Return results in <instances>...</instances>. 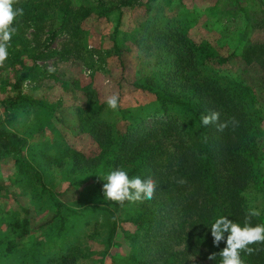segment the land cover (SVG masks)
<instances>
[{"label": "rangeland", "instance_id": "1", "mask_svg": "<svg viewBox=\"0 0 264 264\" xmlns=\"http://www.w3.org/2000/svg\"><path fill=\"white\" fill-rule=\"evenodd\" d=\"M64 1L18 0L14 5L38 2L40 8L33 11L36 20L15 27L23 41L19 48L26 51L21 56L26 67L11 66L10 54L0 67V127L27 137L24 152L53 192L49 197L33 181L20 176L9 157L0 160V264H127L125 255L129 252L145 264H209L202 254L187 248L184 222L188 214H182L170 196L181 195L186 189L174 190L181 184H172L169 170L160 169L166 176L154 179L157 187L153 198L143 200H155L154 207L160 206L147 235L142 237L143 232L127 220L137 204L126 200L117 213L112 243L107 247L109 221L104 212L84 207L111 205L113 201L102 191L106 174L98 168L72 171L70 158L62 154L65 146L88 153L100 143L99 138L106 137V129L121 127L122 114L150 105L151 97L133 88L135 81L154 78L174 93L177 74L185 75L191 53L188 48L199 43L210 45L211 56L225 55L238 46L219 74L247 83L264 114V63L261 68L256 63L249 66L241 57V47L264 43V0H128L132 5H122L107 16H97L89 9L83 17L75 10L95 8L96 0H69L71 11L66 15L61 12ZM101 1L106 7L119 0ZM114 38L120 47L119 57ZM193 52L198 61L200 49ZM49 66L56 69L54 73L47 71ZM28 68L20 93L41 100L52 107L51 111L38 106L16 109L9 102L18 75ZM112 93L120 98L115 111L105 103ZM95 109L99 113L91 115ZM91 123L98 135L88 130ZM260 129L258 139L264 151V120ZM259 168L262 188L246 189L244 200L247 207L252 202L264 215V152ZM80 180L85 181L77 183ZM54 201L79 213L61 209L43 226L54 213ZM22 218L28 220L25 234L13 224ZM131 232L138 235L137 242L125 236ZM8 242L14 245L8 246Z\"/></svg>", "mask_w": 264, "mask_h": 264}, {"label": "trees", "instance_id": "2", "mask_svg": "<svg viewBox=\"0 0 264 264\" xmlns=\"http://www.w3.org/2000/svg\"><path fill=\"white\" fill-rule=\"evenodd\" d=\"M122 5H132V2L119 0L116 4L109 3L104 7L101 0H96L95 8L79 7L75 12L83 17L91 9V11L95 10L97 16H107L109 12L119 9ZM22 8L24 14L17 16L14 27L36 20L37 16L33 11L39 9L40 4L24 2ZM69 11H71L69 0H65L61 12L66 15ZM21 44H23L22 39L15 33L10 42L9 54L11 66H16L18 69L26 67L21 58L26 51L25 48H19ZM209 46L199 43L194 48L191 46L188 48L191 53L185 75L183 77L177 74L178 84L176 82L173 87L174 93L161 87L154 78L135 81L133 88L149 95L150 105L138 106L128 115L122 114L121 127L106 129L104 134L106 137L102 140L99 138L100 143L88 153L65 146L62 154L70 158V170L79 173L98 168L102 174L103 172L107 174L113 169L121 168L130 178L139 176L141 179L147 177L161 179L165 174H162L160 169L166 168L173 177L172 184L183 179L185 183L178 185L174 190L183 188L186 192H182L181 195L170 194V196L174 203L179 204L178 209L182 214H188L184 222L187 227V248L206 258L209 253L218 252L225 246L223 241L219 247L213 245L210 225L215 218L223 215L243 224L248 210L244 200L245 190L262 188L263 175L259 168V160L264 152L260 149L261 143L258 139L262 134L260 123L264 120V114L255 104L252 88L236 77L219 74L221 65H224L239 49L238 46L225 55L215 56L210 55L212 48ZM114 48L116 57H119L121 52L116 38H114ZM241 48L243 61L249 66L256 63L261 68L264 63V43ZM199 49L201 57L196 61L193 51ZM29 72L30 68L18 75L11 89L14 96L9 102L16 109L24 110L28 106H38L46 107L51 111L52 107L42 103L41 100L20 93V84ZM261 81L264 84V77ZM212 111L220 114L219 120L204 126L201 117ZM97 113L99 109L93 110L91 115ZM233 119L237 123L233 124ZM225 121L228 122V127L222 131L218 130V124ZM144 123L148 125L145 126ZM94 128L95 124L91 123L88 130L94 133L93 135H98ZM28 144L27 137L5 131L0 127V160L9 157L20 176L33 181L40 191L47 192L51 197L53 191L46 188L43 173L24 152ZM82 181L85 180L77 183L80 184ZM125 202L84 206L103 211L108 219L105 237L107 247L112 243L111 237L117 225V213ZM155 203V200L135 201L137 208L127 217V220L134 224L135 230L143 232L142 237L148 233L153 214L160 210V206L154 207ZM53 205L54 213L45 220L43 226L47 225L50 219L58 216L61 209L67 213H79L78 209L69 208L59 201H54ZM251 222L264 223V215L253 217ZM13 224L21 234L28 232L27 219L16 220ZM125 236L131 241H138V235L134 232L125 233ZM10 245L13 246L14 243L8 242V246ZM250 246L259 250L252 255L242 251L240 256L244 264L257 262L264 264V244ZM218 261L219 256L216 261L208 260L209 264H218ZM125 262L145 264L132 252L125 255ZM111 264L116 263L111 261Z\"/></svg>", "mask_w": 264, "mask_h": 264}, {"label": "clouds", "instance_id": "3", "mask_svg": "<svg viewBox=\"0 0 264 264\" xmlns=\"http://www.w3.org/2000/svg\"><path fill=\"white\" fill-rule=\"evenodd\" d=\"M18 0H0V67L8 58L9 46L13 35L17 29L13 26L17 16H23L24 9L22 7H14ZM55 68L49 66L47 71L51 74L55 72ZM119 94L112 93L107 96L105 103L111 110L115 111L119 104ZM219 113L212 111L201 117V123L204 126L214 124L219 120ZM233 124L237 123L234 119ZM218 130L222 131L228 127V122L218 124ZM104 183L102 185L103 195L106 199L116 203L123 204L124 201H143L152 199L156 191V181L147 177L141 179L139 176L130 178L128 173L116 168L102 177ZM178 183L183 184L185 181L180 179ZM261 211L249 202L248 210L244 218V222H234L226 216H218L210 225V233L213 245L219 247L223 241L225 246L218 252L209 253L207 259L216 261L219 256L218 264H244L240 253L243 251L248 255H252L259 249L250 245L264 244V223L253 224V217H259ZM225 234H227L225 236Z\"/></svg>", "mask_w": 264, "mask_h": 264}]
</instances>
